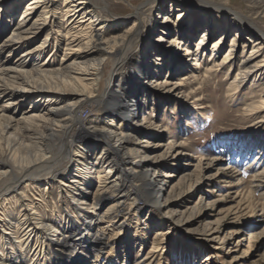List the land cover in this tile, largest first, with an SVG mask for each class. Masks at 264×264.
<instances>
[{
  "label": "bare ground",
  "instance_id": "bare-ground-1",
  "mask_svg": "<svg viewBox=\"0 0 264 264\" xmlns=\"http://www.w3.org/2000/svg\"><path fill=\"white\" fill-rule=\"evenodd\" d=\"M25 1L0 0V264H83L76 256L78 244L88 243L94 227H97L98 235L110 233L109 241L106 239L105 242L113 244L120 240L130 219L137 214L134 211L137 201L143 200L145 204L158 207L156 196H162V209L175 213L174 198L180 197L182 201L189 194L198 201L202 197L200 190L193 186L178 193L168 186L174 171L164 173L169 168L164 159L169 156L175 159L185 151L182 148L185 145L175 139L165 146L153 143L152 139L157 135L155 127L146 126L148 122L141 118V114L160 104L154 102L158 100L157 91L169 84L170 77L191 69L192 65L196 69L198 62L204 60L208 55L205 43L212 31L222 32L210 50L211 56H217L221 38L230 33L231 27L237 28L225 56L216 64L211 63L210 67L211 70L215 67L221 71L228 69V73L236 69L231 87L227 89L229 98L242 86L251 90L255 85H261L260 100L249 104L246 110L251 112L250 116L262 114L260 122H264V81L261 78L264 57L260 58L264 51V31H260L250 19L233 12V17L224 19V24L216 22L212 12L201 14L199 18H203L201 23L205 25H196L192 20L197 14L191 13L187 7L192 0H139L141 3L135 9L129 31L119 40L108 39L102 12L91 0H32L16 19ZM244 1L254 2L264 9V0ZM150 4H155L159 15L170 10L164 22H158V18L152 21V33L158 29L161 34L166 32L171 36L168 43L177 47L171 54L165 53L150 38L136 65L121 73L120 67L132 62L131 46L140 37L136 38L140 14L144 6ZM172 6L180 13L169 27L171 8H168ZM57 14L60 16L56 17ZM1 15L9 19L4 21ZM185 19L188 24H184ZM43 30L46 32L44 40L25 48ZM200 30L201 38L196 49L190 50L191 39ZM251 32L259 33L262 38L258 39ZM244 34L250 35L249 44L243 43V50L238 52L236 46ZM51 40L56 48L64 51L55 67L41 59ZM250 43L253 46L250 47ZM128 45L130 48L125 50L123 57L122 47ZM250 48L252 50L246 55L244 49ZM20 50L21 54L13 59V54ZM120 52L121 58L118 59ZM189 61L193 64L189 65ZM160 63L166 69L164 75L153 71V67L158 68ZM107 64L110 68H106ZM133 67L137 76L132 72ZM208 70L204 71V76ZM183 81L169 85V102L176 99L175 94L177 97L187 96L181 89L186 86ZM160 98L161 105L166 106V98ZM88 106H95V113L91 111L86 119L78 117L77 113ZM90 133L94 139L84 142L83 135ZM236 141L235 152L243 157L249 158L253 148L258 146L255 163L261 164L263 169L260 167L254 171L245 198L253 199L255 190L264 187V142ZM224 144H232V141ZM186 158L190 163L192 158L185 155ZM213 159L203 156L193 159L195 168L200 171L209 167ZM231 160L217 167V176H224L219 180L223 187L230 186L238 178L229 165ZM58 180L62 200L81 206L79 220L64 218L47 222L37 218L38 207L29 197L31 191L36 195L43 184L46 187ZM24 188L28 190L24 191ZM11 195L17 198L20 207L16 218L5 212L9 199L5 197ZM261 197L264 198V192ZM217 201L219 199H209L205 207ZM105 203L110 205L99 212ZM262 206L261 211H264V202ZM198 214L189 207L178 215L189 221ZM34 215L37 217H32ZM148 222L145 220L144 225ZM214 224L206 222L203 226L207 235H214L211 239H231L230 236L220 238V229ZM160 236L161 230H157L154 237L156 250L159 249ZM46 245L53 248L50 256Z\"/></svg>",
  "mask_w": 264,
  "mask_h": 264
},
{
  "label": "rangeland",
  "instance_id": "rangeland-1",
  "mask_svg": "<svg viewBox=\"0 0 264 264\" xmlns=\"http://www.w3.org/2000/svg\"><path fill=\"white\" fill-rule=\"evenodd\" d=\"M31 1L27 0L21 4L20 13L16 19L20 18L26 5ZM91 2L97 5L99 11L102 12L101 16L105 20L107 30L106 38H118V40L129 31L135 9L141 3L139 0H91ZM189 2L192 3H188L187 7H190L191 13L197 14L196 18L192 20L197 23L196 25H205V23H201L203 18H199L201 14L212 12L216 22L224 24V19L233 17L231 13L233 12L250 19L260 31H264V9L254 4V2L244 0H192ZM170 8L168 26L172 27L180 12L173 10L174 6L168 9ZM169 12L170 10H167L159 15L155 4L144 6L140 14V24L136 31V38L140 37L131 46L132 62L129 61L128 66L123 65L120 67L121 73H126L131 66L136 65L142 48L149 43L150 38H153L156 46L162 52L171 54L176 49L177 46L168 43L171 36H167L166 32L163 31L164 34H161L162 31L158 29L156 33H152V21L158 18V22H164L166 14ZM1 16H3L1 19L4 21L9 19L8 16ZM59 16L60 14L56 15V17ZM184 24H188L186 19ZM243 28L249 30L248 27ZM236 29L235 26L231 27L230 33L221 38L217 56H211L210 50L214 42L220 39L222 32H220L221 30L212 31L209 40H206L205 43L208 55L204 57V60L198 62L196 69L192 65L191 69L170 77L169 84L157 91L158 100L155 99L154 102L160 104L156 106L154 103L156 109L154 107L141 114V118H145L144 120L148 122L145 124L146 126L155 127L153 129L157 135L153 137V143L165 146L173 142L174 139L184 143L185 146L182 148L185 151L178 154L175 159H171V156L164 159V162L169 165L164 173L170 174L174 171V173H171L173 177L169 179L168 184V186L173 187L174 193L186 191L190 186H193L195 190H200L202 197L198 201L197 198H190L189 194H187L188 197L185 196L187 199H183V202L180 197L172 200L175 203L173 210L177 211L175 213L179 214L190 207L193 208V212L199 213L197 218L193 217L189 221H185L182 218L180 219L178 214L162 209V196H156V200L160 205L158 207L145 204L143 200H139L134 204V211L137 214H134L130 219L131 225L129 224L127 230L125 229L121 234L120 240L109 244L105 240L108 239L110 233L102 232L101 235H98L97 227H94L89 233L88 243L84 245L83 242H80L78 244L76 256L80 257V262L83 264H264V211H261L264 202L261 194L264 192V187L255 190L253 199H245L246 192L251 187L249 182L254 171L262 166L255 163L258 146L253 148L252 155L248 158L237 154L234 145L237 143L236 140L240 142H259L261 140L264 142V122H260L263 119L262 114L250 116L251 112L246 110L249 104L260 100L259 89L261 85H255L251 90H246L247 87L242 86L236 95L229 98L227 89L231 87L236 69L233 73H228V69L221 71L215 67L211 70L210 67L211 63L214 65L225 56V51L229 48ZM201 32L202 30L191 39L190 50L196 49V44L201 38ZM45 34L44 30L40 32L36 40L25 48L41 43ZM252 34L258 39L262 38L257 32ZM249 36L244 34L238 41L236 46L238 52L243 50L241 48L243 43L249 44ZM251 46L253 44L250 43ZM129 48L130 45L122 47L123 57L125 50ZM251 50V48L244 49V53L248 55ZM20 52L21 50L14 53L12 58H17L21 54ZM121 52L118 59L121 58ZM261 53L260 58H263L264 51ZM63 54V48H56L54 40H51L41 59L49 63L50 66L55 67L61 61ZM3 56H6V54ZM239 61L237 60V62ZM188 64H193V61H189ZM158 65V68L153 67V71H158L164 75L166 69L162 63ZM106 68H110V64H107ZM207 69H209L208 74L204 76V71ZM175 70L178 71L177 68ZM135 71L134 68L132 72L134 76H137V71ZM261 73V78L264 81V66ZM183 79L185 80L183 81ZM103 81L104 78L99 83L100 88ZM179 81H183L186 85L181 89L185 90L187 96L177 97L178 95L175 94L174 98L176 96V99H171L169 102L167 99V95L171 94L169 90L171 86L169 85H172L171 83L177 84ZM149 88H152V86H149ZM160 97L166 98V106L161 105L162 100L160 99L162 98ZM95 110V106H88V108L79 111L77 116L86 119L91 111L95 113ZM92 135L93 133L83 135L84 142L92 141L94 139ZM225 140L232 141V144H224L227 142ZM185 155L190 159L192 158L190 163L187 158L185 159ZM200 156L207 159H216L212 160L209 167L198 171L195 168L196 163L193 159ZM226 159H232L229 165L233 172L238 175V178L230 186L223 187L219 184V180L220 177L224 176H217L216 171L218 166L227 162ZM260 169H263V167ZM57 172H55V175L58 177ZM59 181L52 182L46 187L43 184L39 189L40 193L36 195L34 191H31L32 194L29 197L38 207L36 212L39 215V217L35 215L32 217L47 222H56V220H64V218L72 220L79 218L78 211L82 209L81 206L79 207L76 204L74 206L67 199L62 200ZM253 186H256V184ZM221 189L224 192L220 193ZM26 190L28 189L24 188V191ZM5 198H9L8 209L6 208L5 212L16 218L20 209L16 202L17 198L12 195ZM38 199L40 202H38ZM209 199L212 201L219 199V201L213 202L212 206L206 208L205 205ZM109 205V203L103 204L99 208V212ZM148 210L151 212L149 213ZM218 212L219 215L211 216ZM145 220L150 222L144 225ZM206 222L215 223L214 225L220 229V238L230 236L231 239L227 241L225 239L220 241L219 238L211 239L214 235H207L203 231ZM157 230H161L158 250L154 247V244H156L154 237ZM225 242L228 244L225 245ZM51 248V246L46 245L49 256L52 253ZM38 264H46V262H39Z\"/></svg>",
  "mask_w": 264,
  "mask_h": 264
}]
</instances>
